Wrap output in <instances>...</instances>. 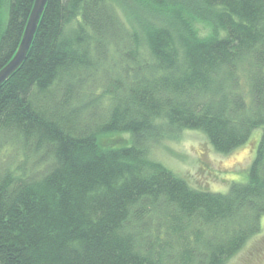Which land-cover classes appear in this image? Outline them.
Masks as SVG:
<instances>
[{"label":"trees","instance_id":"16d2710c","mask_svg":"<svg viewBox=\"0 0 264 264\" xmlns=\"http://www.w3.org/2000/svg\"><path fill=\"white\" fill-rule=\"evenodd\" d=\"M33 2L0 0V69ZM257 127L226 192L151 153L191 129L230 155ZM263 216L264 0H47L0 87V264H226Z\"/></svg>","mask_w":264,"mask_h":264},{"label":"rangeland","instance_id":"374dc122","mask_svg":"<svg viewBox=\"0 0 264 264\" xmlns=\"http://www.w3.org/2000/svg\"><path fill=\"white\" fill-rule=\"evenodd\" d=\"M198 36L209 34L210 28L194 23ZM261 136V127L255 128L247 141L236 151L222 154L207 144V136L199 130L186 129L178 136L165 138L152 147V155L191 184L207 190L226 192L232 181L245 182ZM261 232L253 235L226 264H264V216Z\"/></svg>","mask_w":264,"mask_h":264},{"label":"water","instance_id":"95a60500","mask_svg":"<svg viewBox=\"0 0 264 264\" xmlns=\"http://www.w3.org/2000/svg\"><path fill=\"white\" fill-rule=\"evenodd\" d=\"M46 2L47 0H34L18 48L13 57L0 69V87L26 58Z\"/></svg>","mask_w":264,"mask_h":264}]
</instances>
